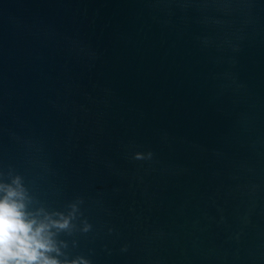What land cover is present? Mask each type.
Here are the masks:
<instances>
[{
  "label": "water",
  "instance_id": "1",
  "mask_svg": "<svg viewBox=\"0 0 264 264\" xmlns=\"http://www.w3.org/2000/svg\"><path fill=\"white\" fill-rule=\"evenodd\" d=\"M16 176L61 261L264 264V0H0Z\"/></svg>",
  "mask_w": 264,
  "mask_h": 264
},
{
  "label": "clouds",
  "instance_id": "2",
  "mask_svg": "<svg viewBox=\"0 0 264 264\" xmlns=\"http://www.w3.org/2000/svg\"><path fill=\"white\" fill-rule=\"evenodd\" d=\"M151 154L149 153V156ZM135 153L134 159H144ZM29 197L19 176L10 183L0 182V264H89L84 258L61 261L56 233L71 227L77 211L47 213L43 209L29 211ZM89 226H85L87 231Z\"/></svg>",
  "mask_w": 264,
  "mask_h": 264
}]
</instances>
